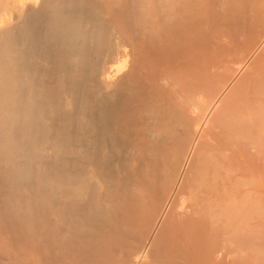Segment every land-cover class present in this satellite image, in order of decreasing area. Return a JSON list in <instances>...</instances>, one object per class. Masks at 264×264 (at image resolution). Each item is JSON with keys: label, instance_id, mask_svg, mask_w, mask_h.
Listing matches in <instances>:
<instances>
[{"label": "bare ground", "instance_id": "obj_1", "mask_svg": "<svg viewBox=\"0 0 264 264\" xmlns=\"http://www.w3.org/2000/svg\"><path fill=\"white\" fill-rule=\"evenodd\" d=\"M19 11L0 28V264H264V0Z\"/></svg>", "mask_w": 264, "mask_h": 264}, {"label": "rangeland", "instance_id": "obj_2", "mask_svg": "<svg viewBox=\"0 0 264 264\" xmlns=\"http://www.w3.org/2000/svg\"><path fill=\"white\" fill-rule=\"evenodd\" d=\"M40 0H0V6L4 8V11L2 13L3 22L0 23V28L4 27L5 25V18H9L13 15H16L19 13L22 8L28 6V5H34L38 6ZM14 10V11H13ZM119 62V61H118ZM117 62V63H118ZM123 74V71L116 74L115 72H109V80L112 82L116 81L121 75ZM6 192V188H4L3 184L0 181V208L4 206V193ZM9 242L8 240L6 241ZM264 245V241L261 242V245ZM10 248L13 249L12 244H8ZM248 259V258H247ZM246 258L243 259L239 264H250V260H247Z\"/></svg>", "mask_w": 264, "mask_h": 264}]
</instances>
